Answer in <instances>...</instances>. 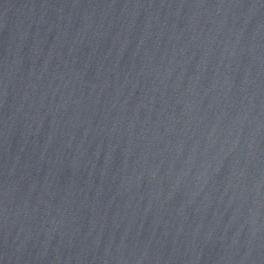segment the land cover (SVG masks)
Here are the masks:
<instances>
[{
    "label": "water",
    "instance_id": "95a60500",
    "mask_svg": "<svg viewBox=\"0 0 264 264\" xmlns=\"http://www.w3.org/2000/svg\"><path fill=\"white\" fill-rule=\"evenodd\" d=\"M0 264H264V0H0Z\"/></svg>",
    "mask_w": 264,
    "mask_h": 264
}]
</instances>
